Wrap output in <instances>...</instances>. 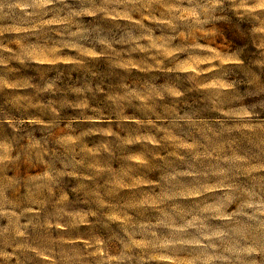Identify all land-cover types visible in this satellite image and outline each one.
Returning a JSON list of instances; mask_svg holds the SVG:
<instances>
[{"label":"clouds","instance_id":"9594fccd","mask_svg":"<svg viewBox=\"0 0 264 264\" xmlns=\"http://www.w3.org/2000/svg\"><path fill=\"white\" fill-rule=\"evenodd\" d=\"M0 264H264V0H0Z\"/></svg>","mask_w":264,"mask_h":264}]
</instances>
